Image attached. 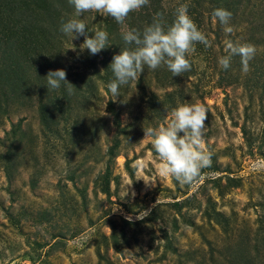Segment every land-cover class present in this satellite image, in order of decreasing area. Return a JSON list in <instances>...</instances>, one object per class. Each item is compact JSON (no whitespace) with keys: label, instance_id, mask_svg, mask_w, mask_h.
<instances>
[{"label":"rangeland","instance_id":"1","mask_svg":"<svg viewBox=\"0 0 264 264\" xmlns=\"http://www.w3.org/2000/svg\"><path fill=\"white\" fill-rule=\"evenodd\" d=\"M183 3L211 47L197 43L182 76L145 67L109 99L125 25L157 12L170 24ZM215 8L232 13L231 36ZM71 18L109 46L81 50L83 36L60 31ZM125 25L77 17L68 0H0V264H264V0H149ZM225 39L256 47L247 74L239 57L219 66ZM56 69L71 95L48 88ZM183 103L206 107L213 153L190 185L158 177L143 139Z\"/></svg>","mask_w":264,"mask_h":264},{"label":"clouds","instance_id":"2","mask_svg":"<svg viewBox=\"0 0 264 264\" xmlns=\"http://www.w3.org/2000/svg\"><path fill=\"white\" fill-rule=\"evenodd\" d=\"M68 3L74 8L77 17L94 11L125 25L129 14L140 10L149 0H68ZM188 8L187 3L180 4L175 9L170 24L165 22L162 13L157 12L152 22L142 30L125 25L121 36L126 47L119 54L113 55L109 65L114 77L106 85L109 99L114 100L120 96V87L127 85L129 81H138L145 67L156 70L164 66L172 76H182L191 70L187 56L195 53V45L199 43L205 48L211 47V41L189 16ZM212 16L223 26L227 36L234 33L230 25V11L215 8ZM60 31L70 34L72 39L83 36L81 50L87 49L91 55H97L109 46L106 31L96 29L94 35L89 37L85 23L76 18L62 21ZM224 52L226 54L218 59L222 69L227 70L232 59L239 57L242 71L247 74L250 71L249 62L256 54V47L239 40L225 39ZM66 75L64 69L49 70L46 74L48 88L59 89L61 82H66L68 94L71 95L76 88L67 82ZM207 114L208 111L202 103H183L171 107L163 123L143 128V139L151 144L158 161V177L171 178L180 185H190L199 178L202 169L212 165L213 153L206 147L204 139ZM104 115L107 113L104 112ZM140 167L143 169L147 165L141 164ZM150 181L153 182L144 180L146 186ZM131 195L134 197L135 193L132 192ZM150 211L151 209L143 210L136 218L142 220Z\"/></svg>","mask_w":264,"mask_h":264},{"label":"trees","instance_id":"3","mask_svg":"<svg viewBox=\"0 0 264 264\" xmlns=\"http://www.w3.org/2000/svg\"><path fill=\"white\" fill-rule=\"evenodd\" d=\"M18 66H20V64Z\"/></svg>","mask_w":264,"mask_h":264}]
</instances>
